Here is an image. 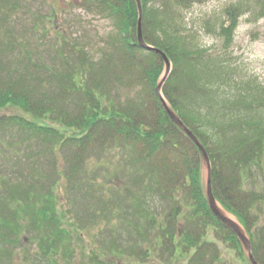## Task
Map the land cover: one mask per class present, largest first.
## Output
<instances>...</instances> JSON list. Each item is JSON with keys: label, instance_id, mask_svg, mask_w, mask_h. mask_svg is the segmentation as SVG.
I'll return each mask as SVG.
<instances>
[{"label": "trees", "instance_id": "trees-1", "mask_svg": "<svg viewBox=\"0 0 264 264\" xmlns=\"http://www.w3.org/2000/svg\"><path fill=\"white\" fill-rule=\"evenodd\" d=\"M93 1L107 9L115 24L112 51L91 60L70 49L80 74L62 69L47 75L43 65L23 49L22 38L1 36L3 31L9 34L14 23L20 24V18L13 16H24L27 7L18 0H0V111L18 113L0 116V154L4 155L0 159L4 161L10 145L45 146L52 155V148L58 147L65 154V184L73 194L78 184H87L82 179L91 157L101 162L103 153L107 155L105 182L97 185L91 180L89 187L101 186L107 193V199L96 205L105 212L104 221L111 216L123 227L130 257L142 260L159 250L162 257L174 258L180 251L187 255L186 264H218L219 249L207 240L211 228L216 241L239 255V240L207 204L200 151L170 120L155 91L164 63L137 44L135 0ZM139 1L143 40L164 52L171 64L162 97L202 145L215 201L247 234L255 262L264 264V219L260 222L256 212L264 199L243 189L244 178L264 152V117L256 105L262 100L255 94L261 91L249 81L244 83L229 62L192 46L180 34L179 12L208 0ZM257 6L264 16V0H257ZM237 15L235 8L228 10L229 22L218 31L226 44L232 40ZM69 66L65 60L63 67ZM75 75L80 77L78 82ZM134 84L139 88L134 99L119 104V92ZM27 116L46 118L76 134L65 136L60 129L38 125ZM55 186L56 182L49 187L1 170L0 264H10L21 231L37 237L41 264H50L49 257L68 249L56 210ZM115 239L112 234L118 252Z\"/></svg>", "mask_w": 264, "mask_h": 264}, {"label": "rangeland", "instance_id": "rangeland-1", "mask_svg": "<svg viewBox=\"0 0 264 264\" xmlns=\"http://www.w3.org/2000/svg\"><path fill=\"white\" fill-rule=\"evenodd\" d=\"M95 2L93 0H18L17 3L24 8L27 7V11L24 16L21 14L13 16L20 18V24L14 23V27L9 29V34L3 31L1 36L10 40L17 38L18 41L22 38L20 44H24L23 49L29 52L33 61L38 60L43 65L44 73L47 75L49 71L62 69L68 74L71 72L80 74L81 69L71 60L73 55L69 50L73 49L83 54V58L95 60L104 53L112 51V38L116 36V27L113 20L107 17V9ZM234 8L238 14L237 20L232 31V40L226 44L223 37L218 35V31L220 26L229 22L226 12ZM179 14L178 28L180 34L189 40V44L201 47L209 55L220 56L236 68L237 74L244 83L249 81L253 88L260 89L261 92L256 91L255 94L257 98L260 96L262 102L257 101L256 105L261 106L259 109L264 117V16L259 15L257 0H208L193 3ZM64 59L72 66L64 68ZM75 76L78 82L80 77ZM123 78L126 81L127 78ZM138 91L139 88L135 84L121 90L117 99L119 104L133 100ZM12 113L18 114L12 110H3L0 111V116ZM27 118L38 125L60 129L65 136L76 134L71 129H62L58 124L50 123L46 118L35 119L28 116ZM31 144L7 146L4 161L0 159V172L6 169L8 173L13 172L27 181L39 180L45 185L49 184V187L56 182V210L66 232L69 247L66 251L61 250L58 256L49 257L52 264H137L138 262L186 264L187 255H183L180 251L179 255L170 258L162 257L157 250L147 258L143 257L142 260L133 259L127 254L129 245L123 227L111 216L104 221L105 212L96 205L99 200L107 199V193L99 189L101 186L94 187L91 184L89 187L91 180H95L97 185L105 182L107 155L99 154L101 162L97 161L95 156L91 157L85 168L86 176L82 179L84 182L87 180L86 186L81 187L78 184V190H74L72 194L64 180L65 154L61 153L58 147L52 148L54 153L52 155L50 148L43 146L41 149H36ZM207 173L208 166L202 160L204 187ZM243 189L256 192L264 199V152L260 162L253 166L244 178ZM69 198L72 201H68ZM223 212L238 224L233 216ZM256 212L262 222L264 200ZM183 227V224L179 226L181 232ZM243 233L249 240L247 234L244 231ZM112 234L116 238L114 243L119 248L118 252H114L111 243ZM36 238L33 232L21 231L16 236L10 264L44 263L37 257L39 251ZM207 240L215 242L219 249L221 258L218 264H250L248 253L241 242V253L238 255L237 252L215 240L212 228L208 231Z\"/></svg>", "mask_w": 264, "mask_h": 264}, {"label": "water", "instance_id": "water-1", "mask_svg": "<svg viewBox=\"0 0 264 264\" xmlns=\"http://www.w3.org/2000/svg\"><path fill=\"white\" fill-rule=\"evenodd\" d=\"M135 2L137 4V10H138V20H137V29H136L137 44H138L139 48L146 50V51L153 52V53L157 54L158 56H160V58L162 59L164 65H165V72H164L163 78L161 79V81L159 82V84L157 85V87L155 89V91H156V93H157V95L161 101V104L163 106V109H164L165 113L167 114V116L170 118V120L191 140V142L200 151V153L202 155V160H204V162L208 166L207 180H206V185H205V196H206V200H207V204L209 206V209H210L211 213L213 214V216L223 226H225L227 229H229L237 237L239 242H241L243 244L244 249L248 253V258H249L250 264H257L251 255L250 242L246 238L245 234L243 233V230L241 229V227L237 223H235L234 221H232L230 218L226 217L222 213L220 207L218 206L217 202L215 201V199L213 197L211 182H210V166H209V161H208L206 152L204 151L202 145L199 143L197 138L190 132L189 129H187L184 126V124L177 117V115L173 112V110H171V108L167 105V103L165 102V100L163 99V97L161 95V88H162L165 80L167 79V77L170 73V66L171 65H170V62H169V60H168V58L164 52H162L159 49H156L154 47L147 45L145 43V41L143 40L142 28H141V21H142L141 4H140L139 0H135Z\"/></svg>", "mask_w": 264, "mask_h": 264}, {"label": "bare ground", "instance_id": "bare-ground-1", "mask_svg": "<svg viewBox=\"0 0 264 264\" xmlns=\"http://www.w3.org/2000/svg\"><path fill=\"white\" fill-rule=\"evenodd\" d=\"M222 211V210H221ZM222 213L226 216V217H228V215L227 214H225L223 211H222ZM229 218V217H228Z\"/></svg>", "mask_w": 264, "mask_h": 264}]
</instances>
